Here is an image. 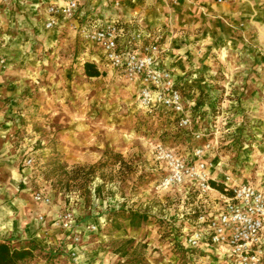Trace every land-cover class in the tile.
<instances>
[{
    "label": "rangeland",
    "instance_id": "374dc122",
    "mask_svg": "<svg viewBox=\"0 0 264 264\" xmlns=\"http://www.w3.org/2000/svg\"><path fill=\"white\" fill-rule=\"evenodd\" d=\"M253 16L247 22L260 46L264 18ZM239 37L245 38L243 32ZM159 47L167 51L166 45ZM50 52L44 51L50 55L44 60L57 62L62 56L61 50ZM32 61L36 59L18 62L26 67ZM78 67L67 73L39 72L41 78L34 76V82L23 85L9 103L15 147L28 143L18 157L19 166L27 171L34 189L49 197L55 214L53 240L41 250L68 264H214L206 253L184 244L197 217L207 214L206 197L193 185L162 184L166 170L155 159L154 147L160 143L190 158L194 147L209 142L212 148L204 160L211 154L221 162L226 173L221 179L229 175L237 182L247 172L259 178L264 173V85L235 93L234 87L223 83L224 72L218 68L204 95L209 108L184 129L166 111L143 113L130 81L122 75L101 69V75L86 77L82 65ZM193 131L202 136L195 138ZM106 149L119 153L121 160L92 177L73 172V165L105 159ZM56 153L64 168L50 164ZM260 183L264 185V180ZM111 209L136 210L150 218L138 228L125 220L121 228L111 229L106 221ZM67 212L72 215L70 229L59 222Z\"/></svg>",
    "mask_w": 264,
    "mask_h": 264
},
{
    "label": "crops",
    "instance_id": "0c3cea01",
    "mask_svg": "<svg viewBox=\"0 0 264 264\" xmlns=\"http://www.w3.org/2000/svg\"><path fill=\"white\" fill-rule=\"evenodd\" d=\"M66 1L0 0V58L4 61L0 64V241L15 245L30 240L39 246L50 244L53 240L51 220L55 219V214L49 203L33 200V193L39 190L32 186L25 168L19 166L18 157L22 156L28 143H21L18 149L15 147L11 137L15 128L10 119L13 116L10 100L18 95L23 85L32 84L34 76L41 78L39 72L42 71L67 73L76 65L78 68L82 65L83 70V63L89 61L99 71L108 69L120 74L103 61L96 45L82 41L64 20L53 27H45L47 5ZM76 1L77 23L103 26L116 22L121 42L131 41L135 48L149 42L166 45L167 51L161 52L158 66L171 73L184 107L194 122L204 109L209 108L204 95L218 68L224 72L223 83L234 87L235 93L264 85V52L260 49L264 50V38L258 42L260 47L247 22L253 14L255 20L264 18V0H223L220 3L215 0H176L175 3L173 0ZM240 24L244 26L240 27ZM241 32L245 37L243 40L239 37ZM137 33L141 38L136 41L133 36ZM48 49L54 55L61 50L62 56L57 62L44 60V55H48L44 51ZM24 59L36 61L27 62L23 67L18 61ZM130 86L137 103L139 83L132 81ZM205 161L209 182L215 183L203 205L207 212H211L217 207L216 190L222 188L221 173H226L214 155L208 154ZM250 174H243L237 183L246 182L264 188L260 183L264 180V173H260L259 178ZM196 249L206 253L214 264L228 261L223 245L202 243ZM58 258L59 262L68 264L60 256ZM30 264H44V260L37 258Z\"/></svg>",
    "mask_w": 264,
    "mask_h": 264
},
{
    "label": "built area",
    "instance_id": "2783aa9c",
    "mask_svg": "<svg viewBox=\"0 0 264 264\" xmlns=\"http://www.w3.org/2000/svg\"><path fill=\"white\" fill-rule=\"evenodd\" d=\"M76 9V0L48 4L45 27H53L60 20H64L82 41L100 49L106 64L126 80L139 83L136 101L140 108L147 112L166 111L176 120L178 127L190 128L191 115L184 107L175 80L168 70L158 66L162 52L159 45L149 42L135 48L131 41L121 42L116 22L103 26L77 23ZM140 38L139 33L133 36L136 41ZM192 134L195 138L202 136L199 131H193ZM211 148L209 142L196 146L191 151V157L187 158L163 144H156L155 159L166 170L162 184L167 186L188 182L199 195L206 196L212 187L204 155ZM29 162L30 159L27 164ZM216 193L217 207L214 211L197 217L196 227L184 236L185 246L192 249L202 243L211 246L223 245L228 255L226 264H264V188L246 182L237 183L229 175H225L222 188L217 189ZM32 198L37 202L49 203V197L41 191H35ZM59 222L62 227L70 229L73 222L71 213H64L59 217ZM49 264L61 263L55 261Z\"/></svg>",
    "mask_w": 264,
    "mask_h": 264
},
{
    "label": "trees",
    "instance_id": "16d2710c",
    "mask_svg": "<svg viewBox=\"0 0 264 264\" xmlns=\"http://www.w3.org/2000/svg\"><path fill=\"white\" fill-rule=\"evenodd\" d=\"M83 73L87 77H96L101 74L96 65L89 61L83 63ZM103 156L105 159H101L88 166L73 165L72 170L75 173L92 177L101 168L112 166L117 160H121V155L119 153L112 152L108 149L103 151ZM54 157L55 158H52L50 164H53L54 167L58 166L61 168L66 166L61 163L58 153H56ZM209 183L211 187L215 186L213 181H210ZM149 218L150 216L147 213L136 210L111 209L109 210L106 221L111 229L121 228L125 220L129 227L138 228L141 224L148 221ZM191 250L196 251V249ZM37 258L49 260L50 263L57 261V259L51 256L50 252L42 251L41 246L31 240L19 245L7 241H0V264H30L31 262L36 261Z\"/></svg>",
    "mask_w": 264,
    "mask_h": 264
}]
</instances>
